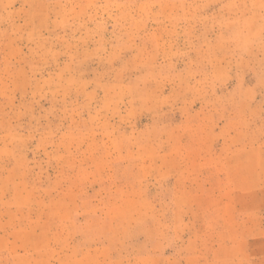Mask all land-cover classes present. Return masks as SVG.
<instances>
[{
	"label": "rangeland",
	"instance_id": "1",
	"mask_svg": "<svg viewBox=\"0 0 264 264\" xmlns=\"http://www.w3.org/2000/svg\"><path fill=\"white\" fill-rule=\"evenodd\" d=\"M0 264H264V0H0Z\"/></svg>",
	"mask_w": 264,
	"mask_h": 264
}]
</instances>
